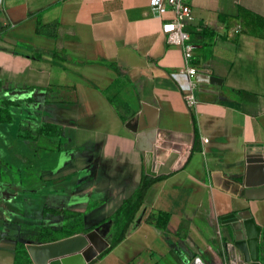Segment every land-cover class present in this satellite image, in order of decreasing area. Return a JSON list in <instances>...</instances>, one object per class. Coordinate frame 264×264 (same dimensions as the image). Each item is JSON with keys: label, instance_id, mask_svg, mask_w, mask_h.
<instances>
[{"label": "crops", "instance_id": "crops-1", "mask_svg": "<svg viewBox=\"0 0 264 264\" xmlns=\"http://www.w3.org/2000/svg\"><path fill=\"white\" fill-rule=\"evenodd\" d=\"M183 1L212 78L191 109L149 0H0V264H247L223 220L242 213L264 264V167L247 163H264V0ZM143 174L160 179L106 252Z\"/></svg>", "mask_w": 264, "mask_h": 264}, {"label": "built area", "instance_id": "built-area-1", "mask_svg": "<svg viewBox=\"0 0 264 264\" xmlns=\"http://www.w3.org/2000/svg\"><path fill=\"white\" fill-rule=\"evenodd\" d=\"M149 6L158 18H162L166 14L171 15L170 19L162 23L160 31L169 46L181 49L184 65L180 73L185 75L188 80V90L183 95V100L187 108L191 109L197 103L195 94L199 83L196 80V75L200 73V69L195 64L196 58L194 48L190 43V35L185 30L193 19L191 9L183 0H149ZM239 31V27L233 29L235 35Z\"/></svg>", "mask_w": 264, "mask_h": 264}, {"label": "trees", "instance_id": "trees-1", "mask_svg": "<svg viewBox=\"0 0 264 264\" xmlns=\"http://www.w3.org/2000/svg\"><path fill=\"white\" fill-rule=\"evenodd\" d=\"M47 28L48 27H43L40 23L37 22L36 33L38 35H45ZM40 53H41L40 51L34 50V54L36 56H40ZM53 55H55V54H53ZM107 67L109 69H112V70L120 73V70L114 65H108ZM1 86L2 85L0 83V87ZM240 95H241V99H243L244 96H247L246 94H243V93ZM109 100H110L111 104H113L114 106H117V108H120V109L125 108V106L121 102H119L118 100H116L114 98L109 99ZM9 106H11L10 102L4 101V100L0 101V123H9L11 121L10 115L8 113V107ZM125 120H126V118L123 117V121H125ZM193 123H194V120H193ZM193 125H194V130H195L196 129L195 124H193ZM48 130H50L49 127H43L41 129H39L38 131H36L35 133L23 134L21 137L28 139V140H35L38 136H41V135H44V136L55 135V131L49 132ZM158 179H160V178L150 179V178H147L143 174L141 177L140 184H139L138 188L135 190V192L127 200H125L122 203L120 208L113 214L111 219L113 220V222L115 223V225L117 227L118 235L113 239V242L111 243L109 249L106 252H108L110 249H112L115 245H117L123 239L128 227L132 223L136 213L138 212V210L140 209V207L143 204V199H144V196H145L147 189L154 182H156ZM17 253H18V251H17ZM174 258H175L176 263L180 264L179 259L177 257H174Z\"/></svg>", "mask_w": 264, "mask_h": 264}, {"label": "water", "instance_id": "water-1", "mask_svg": "<svg viewBox=\"0 0 264 264\" xmlns=\"http://www.w3.org/2000/svg\"><path fill=\"white\" fill-rule=\"evenodd\" d=\"M196 80L199 83H207L212 82V78L198 73L196 75ZM248 164H255V165H261L264 167L263 159L262 157L253 158L250 157L247 159ZM264 169V168H263ZM225 223L231 224L232 229L235 233V241L236 246L243 249V234L246 237V247H247V257H245V260L247 264H258L256 262V245H257V239L259 230L257 227L253 225V222L249 215L246 213L237 214L234 216H228L223 218Z\"/></svg>", "mask_w": 264, "mask_h": 264}]
</instances>
